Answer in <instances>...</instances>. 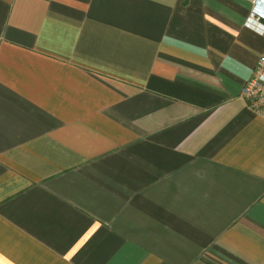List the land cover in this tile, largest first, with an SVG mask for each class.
<instances>
[{
  "label": "crops",
  "instance_id": "obj_1",
  "mask_svg": "<svg viewBox=\"0 0 264 264\" xmlns=\"http://www.w3.org/2000/svg\"><path fill=\"white\" fill-rule=\"evenodd\" d=\"M251 8L0 0V264H264Z\"/></svg>",
  "mask_w": 264,
  "mask_h": 264
},
{
  "label": "built area",
  "instance_id": "obj_2",
  "mask_svg": "<svg viewBox=\"0 0 264 264\" xmlns=\"http://www.w3.org/2000/svg\"><path fill=\"white\" fill-rule=\"evenodd\" d=\"M249 1L252 8L246 25L264 32V0ZM241 95L249 109L264 118V52L259 55L252 76L245 81Z\"/></svg>",
  "mask_w": 264,
  "mask_h": 264
}]
</instances>
